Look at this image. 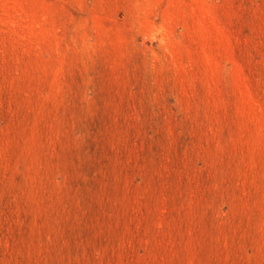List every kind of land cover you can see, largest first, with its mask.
<instances>
[{"label": "rangeland", "instance_id": "1", "mask_svg": "<svg viewBox=\"0 0 264 264\" xmlns=\"http://www.w3.org/2000/svg\"><path fill=\"white\" fill-rule=\"evenodd\" d=\"M0 264H264V0H0Z\"/></svg>", "mask_w": 264, "mask_h": 264}]
</instances>
